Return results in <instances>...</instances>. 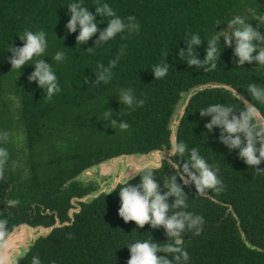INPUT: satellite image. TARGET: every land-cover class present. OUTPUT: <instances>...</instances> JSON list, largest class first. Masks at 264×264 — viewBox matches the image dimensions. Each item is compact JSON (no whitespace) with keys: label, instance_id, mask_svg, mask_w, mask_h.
<instances>
[{"label":"trees","instance_id":"16d2710c","mask_svg":"<svg viewBox=\"0 0 264 264\" xmlns=\"http://www.w3.org/2000/svg\"><path fill=\"white\" fill-rule=\"evenodd\" d=\"M74 2L95 14L97 0H0V133L9 134L7 142L0 143L9 153L0 179V219H7L8 231L20 223L48 227L54 212L60 222L67 221L65 212L73 192L86 194L91 190L69 183L83 169L120 154L167 147L166 125L173 105L180 92L193 86L208 82L230 85L264 113V104L253 101L247 92L249 83L264 87V66L253 62L238 67L232 48H225L220 40L221 55L213 71L190 68L186 58L177 55L185 49L184 42L198 34L203 43L195 52L202 60L208 41L227 30L235 16L256 29L252 21L260 10L256 0H99L121 18L135 17L140 25L138 32L122 33L99 46H95L97 36L79 45L78 32H67V6ZM108 19L96 17L100 30L106 28ZM25 30L44 31L48 47L43 57L34 58L21 70H11L8 47L22 46L18 37ZM90 47L93 51H86ZM122 47L123 55L111 70V80L91 87L97 65L108 66ZM58 51L65 56L60 62L52 59ZM165 51L168 73L154 79L151 69L163 63ZM35 59L52 64L58 78L61 91L50 100L44 99L35 82L27 80ZM129 89L137 99H144L142 107L126 108L119 103L121 92ZM5 95L14 102L12 114ZM216 103L230 105L237 112L244 107L224 90L200 91L189 99L176 133V140L189 150L198 148L210 165L219 168L218 175L226 186L221 193L208 190L203 194L208 197H201L190 186L183 189L188 196L186 211L204 219L199 234L195 229L183 234L182 246L190 257L187 264H264V175L245 165L238 158V150L229 151L219 143V129L207 133L204 125L210 117L201 118L199 111ZM109 110L110 119L127 122L129 129L111 128L110 119L104 118ZM12 129L23 131V169L12 166L19 156L10 145ZM180 159L170 158L174 165ZM183 159H188V153ZM259 167L264 168V163ZM149 171L161 187L165 178L174 174L165 162ZM139 175L128 183L138 184ZM122 186L79 204L80 210L69 226L39 238L17 264H31L34 256L41 264H127V248L132 243L150 239L167 243L163 228L145 225L140 229L119 218ZM67 187L73 191L63 192ZM13 199L19 204L8 207L7 202ZM46 210L50 215L44 214ZM239 232L253 249L245 246Z\"/></svg>","mask_w":264,"mask_h":264},{"label":"clouds","instance_id":"9594fccd","mask_svg":"<svg viewBox=\"0 0 264 264\" xmlns=\"http://www.w3.org/2000/svg\"><path fill=\"white\" fill-rule=\"evenodd\" d=\"M70 19L66 24L68 33H76V44L84 45L94 36L95 46L114 40L122 33H136L140 25L135 21V17L129 16L121 18L107 3H100L97 0L95 14L89 11L88 7L79 2L71 3L67 6ZM107 17L106 28L100 30L96 17ZM101 23H103L101 21ZM222 35L208 41L205 48L203 59L197 58L195 49L203 42L198 34H194L185 43V49L180 50L177 55L180 59L186 58V64L190 68L203 71H213L217 68L221 55L219 38L223 37V46L232 48L233 57L238 67L245 63H257L264 66V34L254 29L242 17L235 16L227 24V30L222 31ZM98 34V35H97ZM22 46H9L11 53L8 63L11 70H21L30 64L34 58L43 57L48 47L46 34L44 31L33 32L25 30L19 37ZM94 46V47H95ZM94 47L87 48L86 51L92 52ZM123 55V47L120 54L110 60L108 66L97 65L94 73L95 79L91 82V87L99 85L101 82L108 83L112 78V69L117 66L119 56ZM168 51L164 52V61L154 65L151 69L154 79L164 78L170 65L165 62ZM56 62L65 59L64 53L58 51L52 58ZM34 70L28 75L29 83L35 82L37 87L42 89L45 98L50 100L54 95L61 91L58 78L53 71L52 64H48L44 59H35ZM85 84L88 78L85 77ZM247 92L253 101L264 104V87L256 83H249ZM240 95L239 92L236 93ZM119 103L126 108L133 106L142 107L144 99H137L131 90H123L119 97ZM243 109L236 111L230 105L216 103L209 105L199 111L200 117H210L205 123L204 128L211 134L213 129H219V143L224 145L229 151L238 150V158L248 167L254 168L257 175H264V168L259 166L264 163V113H261L256 104L242 100ZM112 111L104 114V118L109 120ZM111 128H119L121 131L129 129L127 122H117L110 119ZM9 134L0 133V143H6ZM188 153V159L183 157ZM170 156L180 157L176 162L174 174L167 176L163 181V187L154 179L153 171H144L140 177V182L131 185L128 181L119 188L120 206L117 215L124 223L133 222L136 228H144L145 225L151 229L163 228L167 237V243L160 244L153 242L152 239L137 241L127 248L129 259L127 264H187L189 260L188 252L183 248V234L189 230H196L199 234L203 230L204 219L200 215H195L186 211L188 208V196L183 191L185 187L194 185L195 192L201 195L208 190L221 193L225 185L218 175L219 168L210 165L200 154L198 148L188 149V146L178 140H174L170 150L157 153V158L161 163L157 165L145 166L159 168L163 166V161ZM9 158L6 148L0 147V179L4 177V170ZM179 180V183L177 182ZM117 186H113L111 192L116 191ZM105 191H108L105 189ZM8 207L19 204L18 199L9 200ZM7 219H0V242L4 241L8 235ZM71 239V235L68 237ZM171 240V243L168 241ZM163 253L164 255H158ZM171 257L170 260L168 257ZM31 264H41L38 256L32 258Z\"/></svg>","mask_w":264,"mask_h":264},{"label":"water","instance_id":"95a60500","mask_svg":"<svg viewBox=\"0 0 264 264\" xmlns=\"http://www.w3.org/2000/svg\"><path fill=\"white\" fill-rule=\"evenodd\" d=\"M210 89H220L226 92H229L232 97H234L240 104L243 105L242 100L248 101L241 94L239 96L236 95L237 91H235L230 85H226L218 82H208L201 85L193 86L186 91L179 93V98L176 103L173 105V109L171 114L169 115L166 130L168 131V146H162L159 149H153L146 153H132V154H120L103 161H100L97 164H93L82 171H80L76 176H74L70 182H74L75 184L83 187L90 188L91 190L83 196V202H89L95 198H97L101 194L108 195L111 192L112 187L122 186L124 185L132 176L137 177V174L141 173V169L144 170H156L158 168L145 167L148 165H157L161 163V161L157 158L158 152H163L165 150H170L174 140H176V133L181 117L183 116L185 107L189 101V99L194 96L196 93L203 90ZM244 106V105H243ZM170 156L168 159L163 162L168 163L173 169H175V165L171 162ZM160 168V167H159ZM97 169L99 171V175L102 179L101 183L97 182L99 185L98 189H95L91 183L83 185L78 184L76 182V178L78 175H85L89 180L93 178V172ZM134 177V178H135ZM132 178V179H134ZM105 179V180H104ZM130 179L129 181H131ZM128 181V182H129ZM195 189L194 185L190 186ZM68 187L66 188V190ZM107 189L108 191H105ZM64 190V192L66 191ZM201 197H208L206 195H200ZM212 200V199H211ZM59 227L56 222L54 225L49 227H43L40 225L29 226L24 223L17 224L13 228L8 231V235L5 240L0 242V264H17L19 260H21L26 253L30 250L33 244L39 239L46 237L50 231ZM26 228L29 230L30 234H38L41 228H45L46 233L44 235H38L32 241L26 242L23 245V242L19 241L17 229ZM240 233V236L243 240V243L247 248L253 249V247L249 246L247 242L244 241L243 235Z\"/></svg>","mask_w":264,"mask_h":264},{"label":"rangeland","instance_id":"374dc122","mask_svg":"<svg viewBox=\"0 0 264 264\" xmlns=\"http://www.w3.org/2000/svg\"><path fill=\"white\" fill-rule=\"evenodd\" d=\"M261 7L262 9L264 8V0H261ZM257 20L259 19L258 17L256 18ZM222 31L220 32V35H222ZM219 34H217L218 36ZM220 41H223V37L221 36L219 38ZM8 96H4L3 99H7L6 100V103L8 104V107H9V113L12 114L11 110H12V107L14 106V102L12 101L11 98H7ZM21 130L19 131H14V129H12V136L10 137V145L12 148L17 147L18 151H19V156H17V161H18V169H22V165H23V162H24V157H25V153H26V149H25V145H24V139H23V135L21 134ZM23 159V160H22ZM97 169L94 170L93 172V178L92 180L88 179L85 175H78L77 178H76V182L78 184H83V185H86V184H89L91 183L93 185V187L95 189H98L99 188V185H101V177H100V173ZM105 180V179H104ZM97 182L101 183V184H97ZM73 204H75V202L73 201L72 199V202ZM76 210V208L74 207L73 210L69 211V214L70 212H74ZM68 214V215H69ZM40 232H38V234H30L29 230L26 229V228H21V229H17V232H18V240L23 242V245L26 244V242L28 241H32L33 239H35L38 235H44L46 233L45 231V228H41L39 230Z\"/></svg>","mask_w":264,"mask_h":264},{"label":"flooded vegetation","instance_id":"af4514ba","mask_svg":"<svg viewBox=\"0 0 264 264\" xmlns=\"http://www.w3.org/2000/svg\"><path fill=\"white\" fill-rule=\"evenodd\" d=\"M256 1H257L258 4H260V10H258V14H256L254 16V19H252V21L255 22L256 30H258V31H260L261 33L264 34V8L262 9V7H261V0H256ZM257 17L259 18L258 20L256 19ZM14 131H19V130H14ZM21 132H22L21 134L23 135V131H21ZM14 148L16 149V151H18L16 145H15ZM18 153H19V151H18ZM17 165H18V161L16 160L15 163H13L12 166L16 169ZM22 169H23V165H22ZM70 189L71 188L68 187L67 190H66V188L64 190H66L65 192L70 193V192L73 191V190H70ZM64 190H63V192H64ZM73 193H74V196L69 198V206L67 207L66 212H65V216L68 218L67 221L60 222L57 219V216H56V214L54 212L53 213L54 220H53V223L50 226L54 225L57 222L59 227H55L53 229L61 228V227H64V226H69L72 223V221H73V215L77 214L79 212V210H80L79 204L85 203V202H83V200H84L83 196L86 195L87 193L86 194H82V192L81 193H77L76 191H74ZM72 199L75 202V204L71 203ZM74 207L76 208V210L74 212H72V213L70 212V214H69V211L73 210ZM44 214L50 215V212H48L46 210L44 212Z\"/></svg>","mask_w":264,"mask_h":264}]
</instances>
